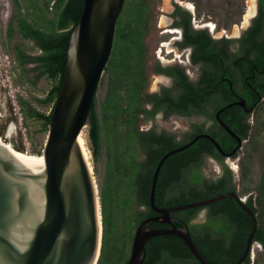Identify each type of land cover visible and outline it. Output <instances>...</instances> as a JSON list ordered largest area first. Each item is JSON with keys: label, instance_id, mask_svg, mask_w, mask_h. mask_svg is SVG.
Returning a JSON list of instances; mask_svg holds the SVG:
<instances>
[{"label": "trees", "instance_id": "obj_1", "mask_svg": "<svg viewBox=\"0 0 264 264\" xmlns=\"http://www.w3.org/2000/svg\"><path fill=\"white\" fill-rule=\"evenodd\" d=\"M150 2L124 0L115 25L111 54L104 67L105 94L99 106L94 96L89 116L88 140L98 179L102 216L101 250L96 264H127L137 226L145 218L157 216L149 202L157 163L165 153L189 143L204 130L203 124L194 123L193 132L180 140L167 130L157 132L154 127L143 130L142 123L152 119L163 104L166 113L178 111L190 115L203 111L208 118L214 119L216 109L229 103L237 93L245 100V107H229L222 116L238 137L248 139L247 110L255 108L264 97V0H259L258 15L236 39H214L205 30H191L190 14L178 8L182 17L179 24L185 31L183 43H193V61L203 60L204 64L198 82L189 80L181 68L162 69L155 65V70L175 75L176 87L181 94L176 99L169 95L159 98L147 90L146 38L151 19ZM12 4L14 11L8 21L7 39L18 32L38 50L31 53L23 45L14 46L20 70L18 80L22 86L36 87L41 80L49 84L44 97L27 99L18 95L16 98L28 138L34 142L38 134H47L49 130L50 116L65 73L70 35L82 14L84 0H12ZM233 44L236 45L234 51L231 49ZM170 91L167 89L168 94ZM150 102H154V107L147 109L146 104ZM203 102H213L212 111L201 108ZM38 106L48 107V113ZM213 126L208 132L223 151H229L237 144L226 131L221 133ZM11 145L18 151H26L15 140ZM42 148H33L31 153L41 155ZM206 153H212L222 161L207 138L195 140L163 161L154 193L157 207L172 208L222 193H237L236 184L231 182L232 171L227 165L223 164L224 170L218 179L201 175ZM245 176L244 170L242 177ZM263 191L264 178L260 194ZM245 205L256 217L252 240L264 247L262 214L252 195L247 197ZM203 207L208 209L207 221L191 223ZM170 213L188 225L192 241L211 264H235L243 255L254 226L253 217L233 196ZM173 222L182 226L178 221ZM149 226L166 228L167 224L152 221ZM145 248L142 264H201L176 235L154 236L145 243ZM242 264H254L249 254Z\"/></svg>", "mask_w": 264, "mask_h": 264}, {"label": "water", "instance_id": "obj_2", "mask_svg": "<svg viewBox=\"0 0 264 264\" xmlns=\"http://www.w3.org/2000/svg\"><path fill=\"white\" fill-rule=\"evenodd\" d=\"M124 0H84L82 14L73 28L67 48L65 73L50 116L49 130L41 154L44 159L17 158L7 144H0V264H96L102 241L99 188L86 162L80 131L89 124L94 96L110 57L115 25ZM234 103L224 106L225 109ZM237 104L245 106V101ZM221 126L237 144L229 153L222 151L209 134H200L189 143L165 153L157 163L151 181L149 202L157 216L147 217L137 226L127 264H142L145 243L154 236L176 235L201 264H211L192 241L188 225L172 219L170 212L203 206L233 196L253 217L242 264L254 254L252 236L256 217L236 192L222 193L207 200L172 208L157 207L154 193L163 161L207 138L222 155L233 154L241 145L223 121ZM204 211V210H203ZM173 220L181 223V227ZM152 221L166 228L149 226Z\"/></svg>", "mask_w": 264, "mask_h": 264}, {"label": "rangeland", "instance_id": "obj_3", "mask_svg": "<svg viewBox=\"0 0 264 264\" xmlns=\"http://www.w3.org/2000/svg\"><path fill=\"white\" fill-rule=\"evenodd\" d=\"M175 2L182 5L188 4L187 6L192 5L190 9L194 13L192 23L195 26H202L204 21L210 22L215 27L212 28L214 30L211 33L214 37L239 38L249 26L250 18L256 14V0H151V19L147 35V48L149 51V59H147L150 62L157 59L163 64L175 62L172 61V58H169L173 53L165 56L166 52L163 51L160 54L159 50L162 43L165 44L164 48L172 47V43L169 44L168 42L172 37L168 38L167 35L162 34V31L170 23V13L173 11ZM193 4L196 8L193 7ZM13 11L12 0H0V132H3V135L0 134V138L3 141L6 139L5 141L11 144L12 140H15L17 144L24 147L26 152L31 153L33 148L37 150L42 148L47 134H38L39 136L34 138V142L29 140L16 98L18 95L27 99H32V96L44 97L49 84L45 80H41L36 87L29 84L22 86L18 80L20 70L14 46L23 45L31 53H37L38 50L29 41L23 40L18 32H14L10 40L7 39L8 21ZM14 24L13 22V27ZM231 49L234 50L235 46H232ZM180 58L182 59L183 56ZM186 70L190 77L194 79L198 76L200 69L199 67L187 66ZM147 71L149 91H158L162 85L169 86L170 80L168 78L154 75L148 68ZM101 78L103 79L101 80ZM101 78L96 91L98 106L104 97L107 82L106 75L102 74ZM38 107L41 111L48 113V107ZM13 117H16V120ZM248 120L250 125L249 138L242 143L238 156L234 159H226L225 163L227 162L229 168H233L231 170L238 194L242 198L249 195L253 196L256 207L262 214L261 223L264 225V191L260 194V184L264 178V97L249 115ZM193 121L200 122V118L196 116L188 118L169 116L163 118L158 114L151 121L145 122L144 125H146V128L155 126L159 131L167 130L180 136L183 134L182 132L189 130L190 123ZM81 134L98 185L89 146L88 127H85ZM204 169H206V173H219L221 167L214 161L207 160ZM244 170L246 176L242 177V171ZM199 216L202 218L200 220H204L205 212H199ZM250 260L254 264H264V247L261 244H255L254 254Z\"/></svg>", "mask_w": 264, "mask_h": 264}, {"label": "flooded vegetation", "instance_id": "obj_4", "mask_svg": "<svg viewBox=\"0 0 264 264\" xmlns=\"http://www.w3.org/2000/svg\"><path fill=\"white\" fill-rule=\"evenodd\" d=\"M193 7L194 8H196V6L193 4ZM181 9V10H184V11H186V12H188L189 14H190V27H191V30H205L208 34H210L211 35V37H213L214 39H221V38H228V37H224V36H221V37H214L211 33L213 32V30L214 29H211V27L208 25V21H204V23H203V25L202 26H199V25H194L193 23H192V18H193V12L190 10L191 9V7H189V6H187L186 4H184V5H182V4H180L179 2H175L174 3V7H173V11L170 13V23L166 26V27H164V29H163V31H162V34L163 35H167L168 36V38L170 37H172L171 38V40H169L168 42H169V44H171L172 43V47H170V48H164L165 47V44L164 43H162L161 44V46H159V50H160V54L163 52V51H165L166 52V54H165V56H168V55H170L171 53H173L172 55H170V59L172 58V61H175L174 63L172 62L171 64H163L162 62H160L158 59L157 60H154V61H151L150 62V60H148L149 58V51H148V48H147V60H146V64H147V68L151 71V73L152 74H154V75H161V76H164L165 78H168L169 80H170V84H169V86H167V85H162L161 87H160V89L158 90V91H149V89L147 88V90L149 91V92H151V93H156L157 95H158V97L159 98H163V97H167L168 95L169 96H171V97H173V98H178V97H180L181 96V94H180V89L178 88V87H176V77H175V75L174 74H172V73H169V72H166L165 70H163V71H157V70H155L154 69V67H155V65L156 66H159V67H161L162 69H169V68H181V69H183V71L185 72V74L188 76V78H189V80H191V81H194V82H198V79H199V76H200V72H201V68H202V66H203V60H200L198 63H195L194 61H193V52H194V45H193V43L191 44V43H186V44H184L183 43V41H184V29H183V27L179 24V22H181V20H182V17H181V14H180V11H179V9ZM258 11H259V0H256V14L255 15H253L250 19H251V21H250V24H249V26L251 25V23H252V21H253V19L258 15ZM203 20V19H202ZM202 22V21H201ZM207 25V26H206ZM248 26V27H249ZM247 27V28H248ZM212 28H215V27H212ZM246 28V29H247ZM245 29V30H246ZM175 30V31H174ZM244 30V31H245ZM244 31H243V33H244ZM242 33V34H243ZM242 34H241V36H242ZM146 41H147V38H146ZM232 46H235L236 47V45L235 44H233ZM232 51H234V50H232ZM163 55V54H162ZM181 56H183V58L181 59L180 57ZM169 58H167V59H169ZM160 59V58H159ZM166 59V60H167ZM187 66H189V67H199V73H198V76L197 77H195L194 79H192L191 77H190V75L188 74V72H187V70H186V67ZM167 89H171V91H170V93L168 94L167 93ZM244 100L243 98H242V96H240L239 94H233V99L231 100V101H229V103H227V104H225V105H220L217 109H216V112H215V114H214V119H212V118H208L207 117V115L203 112V111H199V112H194V113H192V114H190V115H187V114H181V113H179L178 111H173V112H170V113H166V107H164V104L162 105V107L158 110V111H156L155 113H154V116H153V118L152 119H154L155 117H156V115H158V114H160L161 115V117H163V118H167V117H169V116H177V117H183V118H188V117H192V116H196V117H199L200 118V122H191L190 123V128H189V130L188 131H185V132H182L183 134H181L180 136H178L176 133H174V132H170V133H173V134H175L176 136H175V138L176 139H186V135H188L190 132H193L192 130H193V124L194 123H197V124H203V126H204V130L203 131H201V132H198L197 134H196V136H198V135H200V134H209V135H211V133L210 132H208L209 130H208V128L209 127H212V125H214L213 126V128L215 129V130H217V131H221V133H223V131L225 132V129L221 126V124H220V121L217 119V117H216V113H218V115H219V119L221 120V121H223L224 123H225V121H224V119H223V116H222V112L225 110V109H227V108H229V107H242V108H244L245 106H241V105H239V104H237V102L238 101H240V100ZM245 101V100H244ZM230 103H234V104H232L231 106H229V107H227V108H225V109H222L221 110V108H223L224 106H226V105H228V104H230ZM215 104H213V102L211 103V102H203L202 103V105L200 106L201 108H206V109H208L209 111H212V109H213V106H214ZM146 107H147V109H152L153 107H154V102H150V103H147L146 104ZM193 110H197V108H194ZM247 110V109H246ZM253 110H254V108L250 111H248L247 110V112H248V115L246 116V119H245V122L246 123H249V115L253 112ZM152 119H150L149 121H151ZM149 121H146V122H149ZM152 127H154L155 128V126H151V127H149V128H146V125H144V123H142L141 124V129H150V128H152ZM155 130L157 131V132H161L162 130H157L156 128H155ZM195 136V137H196ZM212 136V135H211ZM200 138H204V137H200ZM199 139V138H198ZM242 140V142H241V145H240V147L233 153V154H231V155H222L216 148V150H217V152H219V154L221 155V157H222V161H220L221 159H219V157H217V156H215V155H213L212 153H206V154H204L203 155V165H202V167H201V170H200V173H201V175L202 176H204V177H206V178H208V179H211V180H215V179H218L219 177H221V175H222V173H223V164H225V165H227V167L229 168L230 166L227 164V162L225 163V160L226 159H234L235 157H237L238 156V153H239V151H240V148H241V146H242V143L246 140V139H241ZM185 145V144H184ZM181 146H183V145H181ZM180 146V147H181ZM190 146V145H189ZM236 146V143L234 144V146L229 150V151H223V152H225V153H227V154H229L233 149H234V147ZM221 147V146H220ZM187 148V147H186ZM185 148V149H186ZM221 149H222V147H221ZM184 150V149H183ZM182 151V150H181ZM178 152H180V151H178ZM207 160H212V161H214L216 164H218L220 167H221V170H220V172L219 173H206V169H204L205 167H206V164H207ZM230 170L231 169H233V168H229ZM232 171V170H231ZM231 182L233 183V184H235L234 183V180H233V174H232V178H231ZM237 194H238V191H237ZM240 198H242V196H239ZM246 199H247V197H244V198H242V200L244 201V203H245V201H246ZM204 206V205H203ZM204 210V212H205V216H204V220H200V219H202L200 216L198 217V214H199V212H201V211H203ZM207 214H208V209L206 208V207H203V208H201L199 211H198V213L194 216V218L191 220V223H204V222H206L207 221ZM256 214H257V212H256ZM170 215H171V213H170ZM171 217H172V219H179V220H182V219H180V218H178V217H176V216H173V215H171ZM164 224H166V223H164ZM167 227H168V224H167ZM256 241H253L252 240V245L255 243ZM257 243V242H256ZM249 256H250V254H249Z\"/></svg>", "mask_w": 264, "mask_h": 264}, {"label": "bare ground", "instance_id": "obj_5", "mask_svg": "<svg viewBox=\"0 0 264 264\" xmlns=\"http://www.w3.org/2000/svg\"><path fill=\"white\" fill-rule=\"evenodd\" d=\"M188 5V4H187ZM189 7H192V5H189ZM247 18V17H246ZM205 25V24H204ZM203 25V26H204ZM208 25L211 27V29H212V24L209 22L208 23ZM207 26V25H206ZM175 31V30H174ZM85 128V127H84ZM83 128V129H84ZM82 129V130H83ZM82 130L80 131V139H81V142H82V145H83V148H84V151H85V157H86V162H87V164H88V167H89V169L90 170H92V167H91V165H90V163H89V160H88V154H87V151H86V148H85V145H84V142H83V137H82V134H81V132H82ZM7 144L8 145V147H9V149L10 150H12V152H13V155L15 156V157H17V158H20V159H23V160H27V161H34V160H41V159H44V156L41 154V155H35V154H33V153H29V152H21V151H18V150H16L15 148H13L11 145H10V143H8V142H5V141H3L1 138H0V144Z\"/></svg>", "mask_w": 264, "mask_h": 264}]
</instances>
